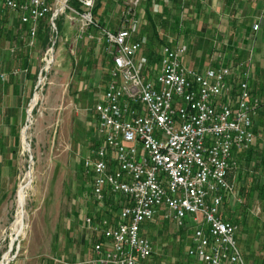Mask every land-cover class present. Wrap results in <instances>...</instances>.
<instances>
[{"label":"built area","instance_id":"1","mask_svg":"<svg viewBox=\"0 0 264 264\" xmlns=\"http://www.w3.org/2000/svg\"><path fill=\"white\" fill-rule=\"evenodd\" d=\"M76 1L78 9L68 0H0V16L15 15L31 46L43 20L54 26L68 11L77 38L100 45L111 60L92 107L95 146L84 159L96 204L83 220L94 253L86 263L149 264L154 246L143 228L161 214L190 230L188 264H247L238 226L222 212L226 198L239 201L235 154L254 144L253 116L262 105L248 72L241 64L198 72L185 65L181 43L161 44L148 66L136 60L142 42L131 39L140 0H130L116 31L94 17L97 0Z\"/></svg>","mask_w":264,"mask_h":264},{"label":"rangeland","instance_id":"2","mask_svg":"<svg viewBox=\"0 0 264 264\" xmlns=\"http://www.w3.org/2000/svg\"><path fill=\"white\" fill-rule=\"evenodd\" d=\"M5 17L0 16V74L6 75L0 80V264L18 260L37 264L45 259L54 264H87L81 251L89 250L91 242L85 243L83 220L96 204L91 199L84 159L96 142L92 107L106 84L103 51L92 41L77 38L68 11L55 17L54 26L48 18L43 20L31 46L18 41L25 29H19L16 16L10 25ZM56 21L62 22L60 31ZM195 32L191 28L181 33V44L189 49L187 58L197 64ZM203 32L209 34V30ZM163 43L149 47L148 54L156 57L153 47ZM15 46L17 54L11 51ZM14 69H26L27 74L23 71L14 77L10 75ZM45 70V76L39 77ZM37 81L40 84L35 88ZM25 138L32 154L30 163ZM28 171L31 182L21 201L18 189L27 180ZM250 213L256 217V206ZM160 216L143 228L154 246L153 264H187L190 230L177 229ZM14 233L18 236L11 243Z\"/></svg>","mask_w":264,"mask_h":264},{"label":"crops","instance_id":"3","mask_svg":"<svg viewBox=\"0 0 264 264\" xmlns=\"http://www.w3.org/2000/svg\"><path fill=\"white\" fill-rule=\"evenodd\" d=\"M129 2L130 0H98L94 17L100 25L116 31L120 28L122 13ZM136 13L139 23L133 28L131 39L141 41L143 45L136 54L137 61L145 59L148 66L155 64L158 60L149 59L148 53L151 52L149 47L157 46L161 42L182 43L183 32L192 28L196 30L193 44L199 46L194 52L198 63H191L187 58L189 54L187 49L183 59L186 66L202 72L207 67L241 64V68L248 72L250 88L253 94L260 98L262 105L253 116L254 144L250 149L235 154L239 167L232 180L239 201L226 198L222 213L226 219L234 221L238 226L235 239L246 263L264 264V0H140ZM14 17L12 14L5 17L8 25ZM16 22L19 29H25V33L27 27L21 24L17 17ZM256 23L258 28L254 30L253 25ZM42 27L39 26L38 33ZM203 30H209V34L206 35ZM10 33L12 34L8 31V34ZM23 36L25 34H20L18 41L25 43ZM93 45L97 46L99 51H103L100 45L94 42ZM154 49L158 56L159 47H153ZM13 50L15 54L18 53L16 46ZM103 54L101 57L107 84L111 60ZM23 63L26 64L25 59ZM14 70L10 72L14 77L21 75L23 71L24 75L27 74L26 69L17 73H14ZM0 75L3 76H0V80L6 79L4 73ZM21 89L20 81L16 88L18 98ZM5 120L10 126L9 118ZM1 147L0 145V156H3ZM255 206L256 217L250 213L251 208ZM84 239L86 243L88 239L85 230ZM93 256L91 245L89 250L86 248L81 251V258L85 263ZM186 260L188 264V259ZM54 263L50 259L37 262ZM12 264L28 262L18 260ZM149 264H153L152 260Z\"/></svg>","mask_w":264,"mask_h":264},{"label":"water","instance_id":"4","mask_svg":"<svg viewBox=\"0 0 264 264\" xmlns=\"http://www.w3.org/2000/svg\"><path fill=\"white\" fill-rule=\"evenodd\" d=\"M54 42H55V40L53 41V43H54ZM53 43H52V45H53ZM45 74H46V70H45L44 75H41V73H40L39 77H40V76L44 77ZM38 79H39V78H38ZM38 85H39V83H38V81H37V84H36L35 88H36ZM31 100H32V99H31ZM35 103H36V102H35ZM34 105H35V104H34ZM26 114H27V111H26ZM27 117H28V116L26 115V122H27ZM25 127H27V124H25L23 128H25ZM24 149L27 150V152H28V154H29V163H30V162L32 161V154H31V152H30L29 142L26 140V138H25V140H24ZM30 182H31V172L28 171V180H27V184H26V186L29 185ZM18 190H20V188H19ZM21 225H23V219H21ZM17 236H18V233H17V234L14 233V238L11 239V243H13L14 239H15ZM9 251H10V248L8 249V252L6 253L7 255L9 254ZM9 260H10V259H9ZM9 260H8V261H9ZM6 264H7V263H6Z\"/></svg>","mask_w":264,"mask_h":264},{"label":"trees","instance_id":"5","mask_svg":"<svg viewBox=\"0 0 264 264\" xmlns=\"http://www.w3.org/2000/svg\"><path fill=\"white\" fill-rule=\"evenodd\" d=\"M68 4L70 5V6H72V7H74V8H79V3L76 1V0H68ZM94 9H95V7H94ZM94 9H93V14H94ZM61 18V17H60ZM58 22L56 21V24H57ZM57 31H60L61 29H62V26H61V22H59L58 24H57ZM149 55V59L150 60H152V56H151V54H148ZM153 55V54H152ZM154 57V56H153ZM153 59H155L156 61L158 60V56L156 55V57H154Z\"/></svg>","mask_w":264,"mask_h":264},{"label":"bare ground","instance_id":"6","mask_svg":"<svg viewBox=\"0 0 264 264\" xmlns=\"http://www.w3.org/2000/svg\"><path fill=\"white\" fill-rule=\"evenodd\" d=\"M42 81V80H41ZM40 84V83H39ZM38 96V95H37ZM37 98V97H36ZM36 100V99H35ZM28 180V172L26 173L25 175V180ZM27 180L25 181L24 184H22L20 186V190H19V196H20V200H24V197H25V188H26V184H27ZM28 186V185H27ZM19 198V197H18ZM19 210V209H18ZM21 210V209H20ZM19 214V213H18ZM19 218V217H18Z\"/></svg>","mask_w":264,"mask_h":264}]
</instances>
